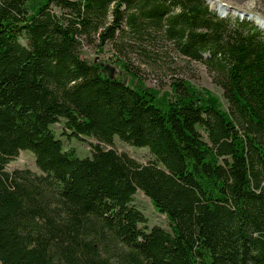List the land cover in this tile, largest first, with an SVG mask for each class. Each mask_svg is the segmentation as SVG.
I'll use <instances>...</instances> for the list:
<instances>
[{
	"label": "trees",
	"instance_id": "trees-1",
	"mask_svg": "<svg viewBox=\"0 0 264 264\" xmlns=\"http://www.w3.org/2000/svg\"><path fill=\"white\" fill-rule=\"evenodd\" d=\"M207 0H0V264H264V30ZM24 38L25 42H22ZM122 68L110 78L85 47ZM205 64L227 111L184 79L166 103L136 60ZM166 50V51H167ZM70 137H94L80 157ZM146 147L143 164L103 144ZM31 150L39 172L8 169ZM142 191L169 219L147 228Z\"/></svg>",
	"mask_w": 264,
	"mask_h": 264
},
{
	"label": "rangeland",
	"instance_id": "rangeland-1",
	"mask_svg": "<svg viewBox=\"0 0 264 264\" xmlns=\"http://www.w3.org/2000/svg\"><path fill=\"white\" fill-rule=\"evenodd\" d=\"M222 1L228 5L246 11H254L255 14H253L251 17L254 16L252 21H254L256 24L257 22L255 21V16H259L258 18H261L262 21L264 20V0ZM210 2L208 1V3ZM218 8L219 6L213 10L216 11ZM229 9L230 8L228 7H223L222 12L229 11ZM235 13L236 12L232 10L231 12H227V15H235ZM259 27L264 30L263 26L261 27L260 25ZM22 42H25L24 38H22ZM84 50L87 59L95 62L98 61L103 67L106 65L114 66V76H121L126 81L130 82V77L126 76V74L122 71V68L115 64L111 58L112 51L110 50L109 46L105 47L104 51H98V48L94 46H86ZM166 50L167 49H165L161 55L150 58L148 63H140L134 60L133 63L139 68L138 72L144 78V80L139 82L131 77L133 82L139 84L138 86L142 88L151 90L159 96L160 100L166 103V99L169 97V95L171 94L172 96L173 94L171 91L172 81L177 78H182L184 81L190 84L194 91L200 94L205 101H211L215 105L219 106L222 110L227 111L228 102L224 96V91L221 86L214 82V78L205 64L197 61H191L187 57L181 56L175 51H172L170 48H168L167 51ZM53 128L57 136L64 140L65 149L74 148L80 157L92 156L93 146L98 143L94 137H70V130L66 129L64 119H61L60 122L56 123ZM103 145L106 148H113L120 153H126L143 164L148 163V161L154 158L148 148L133 146L122 141L118 137H115L113 144ZM35 161L36 157L31 150H22L20 154L10 162L8 169L13 170L15 168H30L33 171L39 172L40 170L38 169ZM133 203L144 212L147 218L146 226L148 229L155 225L162 226L166 229L169 228L170 222L168 217L156 210L151 200L142 191L137 192Z\"/></svg>",
	"mask_w": 264,
	"mask_h": 264
},
{
	"label": "water",
	"instance_id": "water-1",
	"mask_svg": "<svg viewBox=\"0 0 264 264\" xmlns=\"http://www.w3.org/2000/svg\"><path fill=\"white\" fill-rule=\"evenodd\" d=\"M209 1V0H207ZM219 3V8L217 9L219 15L221 16H226L227 12H231L232 10L235 11V15L241 17L242 19L247 18L248 20H252V15L255 14L254 11H246L231 5H228L227 3L223 2L222 0H216ZM223 7H228L230 8L229 11L227 12H222ZM264 19V17H263ZM258 24V23H257ZM259 25V24H258ZM260 26V25H259ZM103 72L105 73L106 76L110 78H114L115 76V67L112 65H106L103 67Z\"/></svg>",
	"mask_w": 264,
	"mask_h": 264
},
{
	"label": "bare ground",
	"instance_id": "bare-ground-1",
	"mask_svg": "<svg viewBox=\"0 0 264 264\" xmlns=\"http://www.w3.org/2000/svg\"><path fill=\"white\" fill-rule=\"evenodd\" d=\"M214 1V2H213ZM209 2H210V0H209ZM210 4L212 5V7L213 8H216L217 6H219V4L217 3V1H215V0H211V2H210ZM218 4V5H217ZM227 8V7H226ZM227 12V11H226ZM254 17V16H253ZM252 17V18H253ZM259 16H255V21L257 22V23H259V25H261V27L263 26L264 27V20L262 21V19L261 18H258Z\"/></svg>",
	"mask_w": 264,
	"mask_h": 264
}]
</instances>
